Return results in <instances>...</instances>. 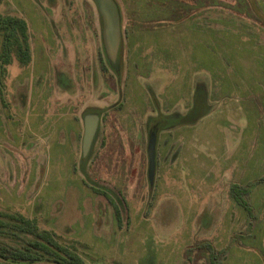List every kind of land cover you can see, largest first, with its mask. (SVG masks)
I'll list each match as a JSON object with an SVG mask.
<instances>
[{"label": "rangeland", "instance_id": "374dc122", "mask_svg": "<svg viewBox=\"0 0 264 264\" xmlns=\"http://www.w3.org/2000/svg\"><path fill=\"white\" fill-rule=\"evenodd\" d=\"M116 1L114 71L92 0H0L32 51L0 77V210L94 264H264V0H206L219 6L134 36ZM209 28L234 44H202ZM88 114L101 121L84 158Z\"/></svg>", "mask_w": 264, "mask_h": 264}, {"label": "trees", "instance_id": "16d2710c", "mask_svg": "<svg viewBox=\"0 0 264 264\" xmlns=\"http://www.w3.org/2000/svg\"><path fill=\"white\" fill-rule=\"evenodd\" d=\"M123 3L125 10L131 13L128 19L131 21L130 25L135 28L127 31V34L133 36L142 34L143 32L140 30L146 26L168 25L170 17H175V22L180 24L188 19L195 20L206 9L219 6L217 2L206 0H189L188 2L186 0H123ZM119 10L122 19L120 6ZM148 12L155 13L154 17H149ZM222 25L228 26L229 24L224 23ZM192 28H198L196 22ZM0 34L2 36L0 77L5 79L7 69L13 64L14 58L23 67L30 65L32 61L30 31L25 19L17 16L0 15ZM206 36L213 37L216 42L223 41V44L230 42L226 41L225 43V40H231V35L226 36L224 40L219 38L217 32L211 28L206 32ZM123 44L122 39L118 62L115 65L110 63L106 57L108 65L114 71L117 67H121ZM215 47L216 45H214V49ZM102 72L105 78L110 77L107 69L102 68ZM214 81L218 83L217 79ZM2 84L3 81L0 80V85ZM194 104L193 100L191 109ZM248 194L246 188L233 186L231 189L233 202L251 216V205L245 200L246 197L244 198ZM76 245L74 243H62L52 232L42 229L36 220L19 212L12 213L0 210V264H89V261L94 264L97 262L92 258L85 257L82 253L83 249L80 250V247Z\"/></svg>", "mask_w": 264, "mask_h": 264}, {"label": "water", "instance_id": "95a60500", "mask_svg": "<svg viewBox=\"0 0 264 264\" xmlns=\"http://www.w3.org/2000/svg\"><path fill=\"white\" fill-rule=\"evenodd\" d=\"M101 20V37L108 61L118 62L122 44V19L116 0H92ZM101 118L98 114H88L84 117V134L82 139V154L89 155ZM152 139V138H151Z\"/></svg>", "mask_w": 264, "mask_h": 264}, {"label": "crops", "instance_id": "0c3cea01", "mask_svg": "<svg viewBox=\"0 0 264 264\" xmlns=\"http://www.w3.org/2000/svg\"><path fill=\"white\" fill-rule=\"evenodd\" d=\"M118 6H119V4H118ZM121 14V13H120ZM148 14V16L149 17H154V15H155V13H153V12H148L147 13ZM200 16H202V15H200ZM199 17V16H198ZM198 27H199V25H198ZM197 29V28H196ZM234 29H236V28H234ZM140 32H145L144 31V29H141L140 30ZM202 39H204L202 36H198V38H197V42L199 41V40H201L202 41ZM204 42L202 43V44H205V42L206 41H211V42H215V44H218L214 39H213V37H206L204 40H203ZM242 42H245V41H242ZM230 44H234V42H232V40H230V42H229ZM245 44H247L246 42H245ZM233 48V47H232ZM201 69H203V70H205L204 68H201ZM202 70V71H203ZM206 71V70H205ZM202 92V91H201ZM197 93H200L199 91L197 92ZM203 93V92H202ZM206 110L208 111V103H207V101H206ZM260 131H261V133H259V136L262 138V139H264V127H262V126H260ZM259 129H257V130H259ZM256 130V129H255ZM250 137H251V139H255L256 138V135H255V132H253V133H250ZM263 146H264V144H263Z\"/></svg>", "mask_w": 264, "mask_h": 264}]
</instances>
